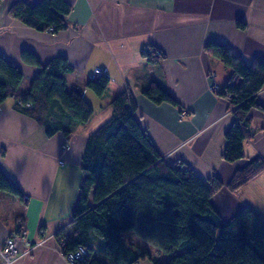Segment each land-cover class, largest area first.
Masks as SVG:
<instances>
[{"label":"crops","instance_id":"crops-1","mask_svg":"<svg viewBox=\"0 0 264 264\" xmlns=\"http://www.w3.org/2000/svg\"><path fill=\"white\" fill-rule=\"evenodd\" d=\"M14 1L0 0V57L24 77L17 96L0 103V152L5 151L0 165L23 196L0 191V246L20 231L42 244L13 264H70L61 250L73 236L71 213L80 193L82 158L89 136L112 117V100L124 90L134 98L140 124L165 162L224 183L212 198L223 220L246 205L264 217V174L236 192L228 188L249 159H264V112H250L243 143L246 159L226 162L225 134L234 117L227 98L212 86L223 87L231 69L205 50L208 42L216 41L246 61L264 59V0H67L72 5L67 27L57 33L37 31L9 16ZM237 20L246 29L238 28ZM145 46L159 49L163 57L149 61L140 53ZM24 54L35 56L40 65L62 56L73 66L66 74V91L82 93L94 114L68 137L62 131L48 136L44 125L18 108L20 96L41 70ZM98 69L110 78L102 96L86 87L90 78L99 76ZM152 83L169 91L180 107L148 99L143 91ZM258 101L264 105V92ZM126 236L160 262L166 260L133 232ZM137 264L154 263L146 258Z\"/></svg>","mask_w":264,"mask_h":264},{"label":"trees","instance_id":"trees-1","mask_svg":"<svg viewBox=\"0 0 264 264\" xmlns=\"http://www.w3.org/2000/svg\"><path fill=\"white\" fill-rule=\"evenodd\" d=\"M71 10L67 0H15L8 14L37 31L57 33L67 27ZM236 25L247 27L242 20ZM144 50L140 53L149 61L163 57L157 48L145 46ZM205 50L231 69L226 84L215 92L234 109L222 158L236 163L246 159L243 143L252 122L250 112L254 108L264 112L258 101L264 92V59L246 61L216 41L208 42ZM24 57L40 65L32 54ZM40 66L32 86L19 99L32 107L22 108L17 101L18 108L44 125L48 136L62 131L68 137L75 126L92 118L94 109L82 93L66 91V74L73 72L66 57H55ZM23 77L16 65L0 57V103L17 96ZM109 83V76L102 74L90 78L86 87L102 96ZM143 92L156 104L180 107L158 84L152 83ZM112 107V117L89 136L81 163L80 193L71 213L73 236L62 247L65 251L86 248V257L77 264H137L146 258L154 264H264V217L246 205L228 221L223 220L212 198L224 183L216 176L206 181L183 164L165 162L142 128L128 90L112 100ZM3 156L4 150L0 159ZM262 174L264 159L251 158L236 170L228 188L236 192ZM0 191L23 196L1 165ZM130 232L167 256L166 260L160 262L136 246L126 236Z\"/></svg>","mask_w":264,"mask_h":264},{"label":"built area","instance_id":"built-area-1","mask_svg":"<svg viewBox=\"0 0 264 264\" xmlns=\"http://www.w3.org/2000/svg\"><path fill=\"white\" fill-rule=\"evenodd\" d=\"M151 52L149 49H145ZM144 48L141 49V52L145 51ZM158 56L160 52H155ZM103 73L102 70H96L95 75H99ZM219 89L217 84H213L212 90L216 91ZM19 105L22 108H31V103H23L19 100ZM234 110V109H232ZM184 114V113H183ZM64 148H68V143H65ZM27 199V197L25 196ZM24 245V250L20 249V245ZM42 244L41 241H33L31 240L27 233L24 231L17 232L8 238L5 239L4 243L0 246V261L3 264H13L15 263L22 255L25 253L31 252V250ZM61 254L70 264H77L79 261L83 260L87 255V250L83 246H79L74 251H65L63 248L61 250Z\"/></svg>","mask_w":264,"mask_h":264},{"label":"rangeland","instance_id":"rangeland-1","mask_svg":"<svg viewBox=\"0 0 264 264\" xmlns=\"http://www.w3.org/2000/svg\"><path fill=\"white\" fill-rule=\"evenodd\" d=\"M234 110H232V108H230V113H233ZM82 180V179H81Z\"/></svg>","mask_w":264,"mask_h":264}]
</instances>
